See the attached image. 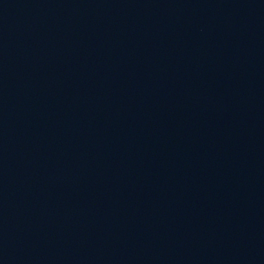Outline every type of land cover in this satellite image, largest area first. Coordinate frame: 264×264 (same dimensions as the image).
Listing matches in <instances>:
<instances>
[{"label": "water", "instance_id": "95a60500", "mask_svg": "<svg viewBox=\"0 0 264 264\" xmlns=\"http://www.w3.org/2000/svg\"><path fill=\"white\" fill-rule=\"evenodd\" d=\"M0 264H264V0H0Z\"/></svg>", "mask_w": 264, "mask_h": 264}]
</instances>
